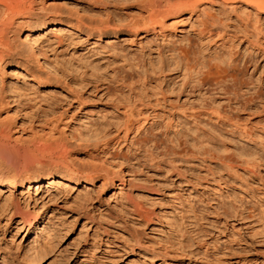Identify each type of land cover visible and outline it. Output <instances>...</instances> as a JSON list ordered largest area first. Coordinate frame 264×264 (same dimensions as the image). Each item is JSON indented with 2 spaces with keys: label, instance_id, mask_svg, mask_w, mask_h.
Returning a JSON list of instances; mask_svg holds the SVG:
<instances>
[{
  "label": "rangeland",
  "instance_id": "rangeland-1",
  "mask_svg": "<svg viewBox=\"0 0 264 264\" xmlns=\"http://www.w3.org/2000/svg\"><path fill=\"white\" fill-rule=\"evenodd\" d=\"M56 1L66 18L80 17L93 29L50 25L33 34L45 70L41 86L21 71L25 53L10 59L6 80L18 87L17 111L26 117L20 122L67 105L66 142L87 158L104 133L113 136L114 125L134 119L113 149L124 180L119 184L110 173L92 184H60L53 201H35L20 188L12 199L2 192L0 253L12 251L14 264H28L24 253L38 236L44 249L31 264H264V199L258 196L264 194V56L244 40L201 34L195 16L175 36L129 27L138 0ZM43 57L57 74L46 75ZM247 84L262 105L237 107L236 92ZM179 109L186 113L182 123L174 114ZM96 128L100 134L93 136ZM244 130L253 131L255 145L239 139ZM21 139L0 142L4 173L36 176L62 166L53 147L36 142L27 126ZM240 148L255 155L240 157ZM42 224L53 226L52 239L41 236Z\"/></svg>",
  "mask_w": 264,
  "mask_h": 264
},
{
  "label": "bare ground",
  "instance_id": "bare-ground-1",
  "mask_svg": "<svg viewBox=\"0 0 264 264\" xmlns=\"http://www.w3.org/2000/svg\"><path fill=\"white\" fill-rule=\"evenodd\" d=\"M104 2L102 3V6L104 5ZM90 3H92L91 0ZM60 5H58L56 0H0V142L10 140L22 141V132H24L25 126H27L28 130L34 134L36 142L48 144L53 147V150L56 151V154L53 157L62 162V166L44 170V172L36 176L15 175V173L9 172L4 173L2 171L3 169L0 168V194L6 192L7 195L4 196L6 199H10L13 196L12 193L16 188H20V192H25L29 196L33 193L35 197L34 200L38 201L46 198H49L48 200L53 199L55 191L61 189L59 187L60 184L68 185V183L71 182L92 184L95 178L102 177L106 179L110 173L115 175L119 184L124 180L123 161L121 162L117 159L118 156L114 155L113 149L119 139L126 137L128 131L136 125L134 119L132 120L130 118L127 121L125 120V122H118L114 125L111 130L113 136L104 133V135L99 138L98 148L95 151H85L86 154L84 155L87 158H83L76 147L66 142L67 140L65 138L67 131H70L71 118V116H68L69 109L66 107L67 105L65 107L62 106L60 109H52L51 107L50 111L49 108L46 113L44 112L45 114L43 113L44 115L41 119L32 120L30 118L31 121L29 123L27 122L28 124L24 122L26 120L20 122V115L22 113L19 115L16 106L18 100L17 97H20V95H18L19 92H17L18 87L16 88L13 82L6 80V67L9 64L10 59H13L15 56L20 57L22 53H25L26 55H22L23 57L21 56V58H23V61H21L20 64L22 66L21 71L25 73L34 86L46 84L42 79L44 76L42 77L40 72L43 70V64L40 62L41 59L39 58L40 52L38 53L40 49L36 50V43L39 41V37H34L33 34L35 32H40L41 34L42 31L50 25H53L50 27L54 29L59 27L70 30L78 29L81 25L84 27L87 26L84 25L85 22L80 21V17L77 19L76 13L72 14H76V18L74 19L75 22L73 20V22L70 21L73 16H71L72 18L70 20L66 18L67 16H65L66 14H64ZM116 5L117 4H115V7ZM137 5V15L127 21V26L129 27H141L144 31H153L168 36H175L177 35L178 26L184 24L189 18L195 16L200 21L199 31L201 34L236 39V41L239 42L244 40L246 47L250 46L251 49L264 56V0H138ZM61 6L64 7V4ZM75 7L77 8V6ZM67 8L64 10H67ZM90 8L92 9V7ZM71 11H68V13H72ZM233 12L236 13V17L239 19H236V22L232 21V18H230V14ZM101 13L100 16H102ZM100 16L99 18L97 17V20H100ZM105 20L106 19H104V21ZM93 23H95V21ZM100 23H102V21ZM87 27H89V24ZM99 27L101 26H98V28ZM89 28L93 29V27ZM180 29L182 30V28ZM23 32L26 33V37L24 38L25 41L23 40V42L26 43L24 44L26 45V50H24L25 47L23 48L25 52H23L22 48L20 50L19 45V43H21L19 42L20 34ZM41 35H43V33ZM189 50L190 45H185L183 48V55L186 58L188 57ZM43 59L48 67V69H46V75H50L51 70L52 74H57L48 59L45 57H43ZM240 64L241 63L239 62L238 66H240ZM43 75H45V72H43ZM48 77L49 76L46 78ZM17 84L18 83H16V86H18ZM246 87V90L241 88L236 92L237 107L241 108L242 104L262 105L261 99L259 95H256L254 88L249 86V84H247ZM19 90L21 91L22 89L19 88ZM170 108L172 109L173 106ZM176 111H178V113L174 114L175 116H178L177 122L182 123L181 120L186 116V113L183 109ZM213 112L218 113L217 110H214ZM130 115H132V113ZM186 128L189 131L192 130L190 126H186ZM92 129V127L88 129L89 132L92 131ZM93 131V136H98L100 134L97 128ZM252 134L253 131H251V133L246 130L240 131L239 139L247 144H256L257 142L254 141V136ZM176 139H174L175 145L177 144ZM187 143L189 144L188 146H193V143H191L190 140H188ZM237 153L240 157H252V155H255L253 151H246L243 148L238 149ZM103 161L110 164L105 165ZM57 163L58 162H56V165ZM109 179L113 186H115L114 178L110 177ZM44 182L47 184L46 189L44 188L46 191L39 196L37 190ZM33 189L34 192L31 191ZM263 195H258L261 200L262 198L264 199ZM6 205L8 206V204ZM38 227L41 229V236L52 239L50 233H53L54 231V229L51 228L53 226L50 227V225L42 224V226ZM41 243L38 236L32 239L31 245H29V248H27L24 253V258L26 256L28 264H31L34 260L40 259V252L44 249ZM2 248L5 249L4 246ZM6 250L10 249L7 248ZM10 252L2 251L0 253L2 255L3 263L14 264L13 257L11 258V254L13 255V253L12 251ZM26 261L24 260V262ZM205 262L206 263L204 264H213L211 260H205Z\"/></svg>",
  "mask_w": 264,
  "mask_h": 264
}]
</instances>
